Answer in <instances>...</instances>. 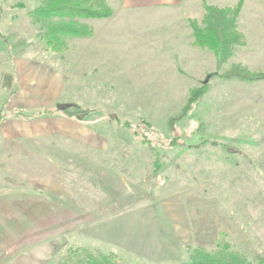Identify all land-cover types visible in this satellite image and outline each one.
Returning a JSON list of instances; mask_svg holds the SVG:
<instances>
[{"label": "rangeland", "instance_id": "374dc122", "mask_svg": "<svg viewBox=\"0 0 264 264\" xmlns=\"http://www.w3.org/2000/svg\"><path fill=\"white\" fill-rule=\"evenodd\" d=\"M38 2L0 0V102L12 93L2 75L14 77L20 55L73 71L68 45L46 49L42 24L29 15ZM139 32L108 41V55L99 60L104 68L81 69L52 107L89 121L105 137L103 149L76 143L68 144L71 154H53L51 139L35 137L21 139L26 154L15 156L8 152L18 141L0 131V254L42 243L50 247L39 252L57 264L68 246L81 245L114 253L123 264H185L191 248L212 249L224 234L233 249L264 264V128L231 123L218 115L226 107L206 105L222 93L217 83L228 82L210 73L226 71L234 59L216 68L206 57L212 72L196 80L161 66L168 59L155 55L165 57L160 51H177L178 44L152 41V28ZM122 51L124 59L117 56ZM203 82L206 91L171 128L168 120ZM163 83L173 89H160ZM0 106L1 123L15 111ZM250 141L258 146L247 147Z\"/></svg>", "mask_w": 264, "mask_h": 264}, {"label": "crops", "instance_id": "0c3cea01", "mask_svg": "<svg viewBox=\"0 0 264 264\" xmlns=\"http://www.w3.org/2000/svg\"><path fill=\"white\" fill-rule=\"evenodd\" d=\"M238 1L240 0H107L113 10L112 15L107 18L85 19L84 22L89 26L91 34L71 37L67 40V51L74 60L73 71L20 55L15 59L12 93L4 92L5 95L0 103L4 104L3 108L5 107L8 112L20 110L30 112L52 108L58 102L64 101V94L71 84L72 77L76 76L81 69L104 68V64L101 65L99 60L108 55V50L104 46L108 41L114 40L116 43H121L126 35L141 33L139 32L141 27L152 28V41L169 42L181 46V48L178 46L177 51L162 48L165 50L160 52L165 57L156 52L157 59H168L163 61L164 64L160 62L161 66L166 69L170 66L179 67L191 78H193L192 75L198 76L197 80L202 75L212 72L211 69H205L206 57L211 65L215 64L216 68L219 66L212 51V53L204 52L206 48L192 44L188 20L200 21L203 3L218 7H232ZM241 2L237 25L244 42L236 47L228 59H234V64L241 63L252 71L264 72V0H241ZM111 55L116 58V54ZM125 55L126 52L122 51L117 56L124 59ZM165 73H168L167 70ZM226 80L227 84L217 83L216 87L219 88L217 90L222 93L220 95L214 93L210 100L206 101V105L214 107L218 105L222 110L226 107L227 110L221 111L218 115L220 114L222 119L226 114L230 117L231 123L237 119L234 123L247 122L256 128H264V79L246 81L229 78ZM163 84L160 89H173L168 83ZM220 87L226 89H220ZM72 89L76 91V88ZM210 90L213 89L210 88ZM77 117L76 114H67L63 110L31 119L7 117L0 123V131L6 140L18 141L15 147H9L11 150L8 154L25 155L24 144L20 140L35 137L51 139L52 148L55 147L53 154H71L69 150L73 147L68 144L76 143L93 145L92 147L96 150L103 149L104 146L101 145L105 142V137L89 127V121L82 122ZM263 138L262 132L260 145L262 149H264ZM249 139L257 138L250 136ZM246 146L258 145L250 141L246 143ZM259 165V170H264V162ZM216 205L219 206L216 207L214 216L218 217L221 206L220 203ZM239 226L242 229L243 226L240 223ZM260 237L263 241V230ZM49 247L42 243L30 246L28 244L14 245V248L9 250L12 252L16 249L15 253H6V250H1L3 254H0V264H53L48 253L39 252L40 250L48 251Z\"/></svg>", "mask_w": 264, "mask_h": 264}, {"label": "trees", "instance_id": "16d2710c", "mask_svg": "<svg viewBox=\"0 0 264 264\" xmlns=\"http://www.w3.org/2000/svg\"><path fill=\"white\" fill-rule=\"evenodd\" d=\"M241 0L232 7H218L203 3V13L200 21L189 19L192 33V44L206 48L213 52L216 63L220 66L234 53L237 46L243 44V35L238 29L237 17L241 8ZM17 6H23L21 3ZM113 13L107 0H39L38 4L29 11L34 21L42 24L41 39L46 49L52 52H61L67 46L71 37L89 36L91 30L84 22L88 18H107ZM220 78H238L251 81L264 79V72L252 71L241 63L233 64L223 72H213ZM13 77L2 75V85L12 91ZM207 89V82L190 89L189 97L181 112L168 120L172 128L188 111L192 104L197 102ZM57 105L55 109H57ZM52 108L30 112L15 111L11 115L15 118L31 119L54 113ZM0 111H2L0 109ZM24 113V114H22ZM5 117L0 112V121ZM154 165L158 166L157 160ZM159 168L155 167V171ZM212 249L204 246L191 248L185 264H253L246 254L233 249L222 234ZM57 264H123L114 253H103L81 245L68 246Z\"/></svg>", "mask_w": 264, "mask_h": 264}]
</instances>
